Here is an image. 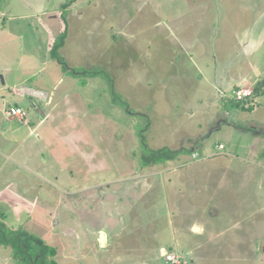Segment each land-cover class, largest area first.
Segmentation results:
<instances>
[{
    "label": "rangeland",
    "instance_id": "1",
    "mask_svg": "<svg viewBox=\"0 0 264 264\" xmlns=\"http://www.w3.org/2000/svg\"><path fill=\"white\" fill-rule=\"evenodd\" d=\"M249 68L264 0H0V216L58 264H264V94L220 92Z\"/></svg>",
    "mask_w": 264,
    "mask_h": 264
},
{
    "label": "trees",
    "instance_id": "2",
    "mask_svg": "<svg viewBox=\"0 0 264 264\" xmlns=\"http://www.w3.org/2000/svg\"><path fill=\"white\" fill-rule=\"evenodd\" d=\"M68 6L69 3L63 5V9ZM66 35L67 31L64 29L58 40L53 43L50 51L52 58L57 60L64 70L67 69L66 63L59 55V50L64 45ZM262 94H264V80L256 83L249 97L237 101L233 105L251 111L252 104ZM142 145L144 147V154L141 159L142 167L165 165L174 161L179 155V152H172L167 148L149 150L145 145L144 138ZM4 218V216H0V246L11 249L14 264H58L55 259L57 251L54 247L48 245L44 239L23 226L17 228L8 226Z\"/></svg>",
    "mask_w": 264,
    "mask_h": 264
},
{
    "label": "built area",
    "instance_id": "3",
    "mask_svg": "<svg viewBox=\"0 0 264 264\" xmlns=\"http://www.w3.org/2000/svg\"><path fill=\"white\" fill-rule=\"evenodd\" d=\"M252 91L248 90V89H244V88H239L238 90L234 91V95L237 98L238 101H241L247 97H249L251 95ZM35 97L41 98L43 99L45 97L44 94H41L40 96H36ZM27 112L21 108V107H16V106H12L10 108H8V110L6 111V117L10 120H16L19 123H25L27 121ZM220 151L225 150V147L223 145L218 146ZM199 157L198 154H194L193 158L197 159ZM167 261L172 263V264H179V261L177 260V258L173 257V256H169L167 258Z\"/></svg>",
    "mask_w": 264,
    "mask_h": 264
},
{
    "label": "crops",
    "instance_id": "4",
    "mask_svg": "<svg viewBox=\"0 0 264 264\" xmlns=\"http://www.w3.org/2000/svg\"><path fill=\"white\" fill-rule=\"evenodd\" d=\"M256 83H257L256 75L255 74H251V71H250V68H249L248 73L239 74L236 77H234V79H232V81L224 83L223 87H221V89H220V92L223 94L224 89H222V88H224L226 86H230V87L233 88L232 89V94L234 93L233 90H238L239 88H244V89H248V90L252 91L254 86L256 85ZM3 85L5 86V82L3 83Z\"/></svg>",
    "mask_w": 264,
    "mask_h": 264
},
{
    "label": "bare ground",
    "instance_id": "5",
    "mask_svg": "<svg viewBox=\"0 0 264 264\" xmlns=\"http://www.w3.org/2000/svg\"><path fill=\"white\" fill-rule=\"evenodd\" d=\"M25 93H31L32 95L40 96L41 93L38 91H24Z\"/></svg>",
    "mask_w": 264,
    "mask_h": 264
},
{
    "label": "water",
    "instance_id": "6",
    "mask_svg": "<svg viewBox=\"0 0 264 264\" xmlns=\"http://www.w3.org/2000/svg\"><path fill=\"white\" fill-rule=\"evenodd\" d=\"M196 230H197V229H196ZM100 238H101V244L104 245V239H105L104 234H101V237H100Z\"/></svg>",
    "mask_w": 264,
    "mask_h": 264
}]
</instances>
